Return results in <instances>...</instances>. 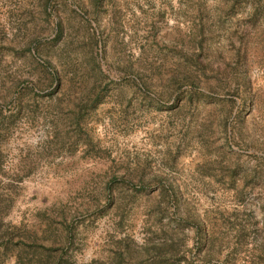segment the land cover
Masks as SVG:
<instances>
[{
	"label": "rangeland",
	"instance_id": "374dc122",
	"mask_svg": "<svg viewBox=\"0 0 264 264\" xmlns=\"http://www.w3.org/2000/svg\"><path fill=\"white\" fill-rule=\"evenodd\" d=\"M0 264H264V0H0Z\"/></svg>",
	"mask_w": 264,
	"mask_h": 264
}]
</instances>
